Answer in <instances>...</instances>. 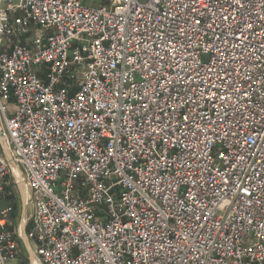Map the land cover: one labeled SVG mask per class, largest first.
I'll list each match as a JSON object with an SVG mask.
<instances>
[{"label": "built area", "instance_id": "2783aa9c", "mask_svg": "<svg viewBox=\"0 0 264 264\" xmlns=\"http://www.w3.org/2000/svg\"><path fill=\"white\" fill-rule=\"evenodd\" d=\"M0 117L40 264H264V0H0Z\"/></svg>", "mask_w": 264, "mask_h": 264}, {"label": "crops", "instance_id": "0c3cea01", "mask_svg": "<svg viewBox=\"0 0 264 264\" xmlns=\"http://www.w3.org/2000/svg\"><path fill=\"white\" fill-rule=\"evenodd\" d=\"M34 28V27H33ZM35 29V28H34ZM41 34L40 31L36 32ZM15 112L13 101L8 106V115ZM5 126L0 117V151L11 158L8 139L4 135ZM10 210L9 229L19 244V255L12 264H40L36 253L35 241L31 237L34 207L18 168L7 178V185L0 191V211Z\"/></svg>", "mask_w": 264, "mask_h": 264}, {"label": "rangeland", "instance_id": "374dc122", "mask_svg": "<svg viewBox=\"0 0 264 264\" xmlns=\"http://www.w3.org/2000/svg\"><path fill=\"white\" fill-rule=\"evenodd\" d=\"M87 4H89V2L88 1H84V5H87Z\"/></svg>", "mask_w": 264, "mask_h": 264}, {"label": "water", "instance_id": "95a60500", "mask_svg": "<svg viewBox=\"0 0 264 264\" xmlns=\"http://www.w3.org/2000/svg\"><path fill=\"white\" fill-rule=\"evenodd\" d=\"M9 160H10V162L12 163V159L10 158Z\"/></svg>", "mask_w": 264, "mask_h": 264}]
</instances>
